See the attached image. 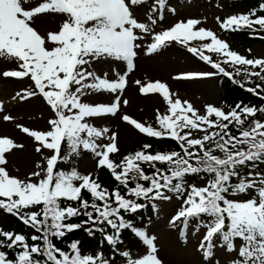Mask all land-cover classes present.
Masks as SVG:
<instances>
[{
  "label": "snow or ice",
  "instance_id": "6c2138e0",
  "mask_svg": "<svg viewBox=\"0 0 264 264\" xmlns=\"http://www.w3.org/2000/svg\"><path fill=\"white\" fill-rule=\"evenodd\" d=\"M27 2L28 0H0V57L17 63L16 70H6L0 75L4 78H30L34 90H25L23 95L17 93V96L23 100L38 93L50 107L54 118L48 121L50 129L47 132L18 127L42 146L36 148L37 152H41L43 148L51 150L53 154L47 158L46 168L37 164V169L41 171L31 173L27 181L10 176L4 167H0V209L17 216L23 224L40 234L33 235L32 243L29 244L23 234L0 230V237H3L0 239V248L14 251V258H9L6 251H0V264H108L102 253L82 256L76 242L70 245V253L65 252L56 248L51 238L59 239L78 229L79 224L66 221L84 215L87 220L83 223L107 224L112 228L113 234L105 236V239L115 246L119 242L120 231L131 227L120 215L121 211L135 213L142 209L144 204L138 203L139 200L170 199L166 192H175L179 196L187 192L181 210L170 223L175 225L182 220L183 230H186L189 223L195 220L197 230L205 228L200 250L206 259L212 255L215 247L213 240L218 235L229 251L234 250V240L238 238L243 241L239 248L241 260L234 264H264V187L257 189L258 201L255 198L234 201L226 195L230 190L233 194L245 193L257 184L251 174L235 185L231 183L233 177L239 176V167L264 162V122L253 120L248 127H243L248 117L256 115L257 109L238 104L235 109L225 113L209 105L206 106V115H199L190 103L182 104L179 99L173 101L164 83L157 81L142 85V94L158 92L163 96L168 104L169 114L161 115L157 112L160 130L145 127L128 116H124L123 120L149 137H167L176 141L181 151L156 154L138 151L125 156L116 164L110 160L109 154L118 152L117 134L112 133L107 137L110 143L98 145L95 143L96 138L105 136L109 129H97L85 122V119L115 115L120 97L116 96L110 105L85 104L81 102V97L87 95L89 90L113 94L122 92L126 87V74H118L116 80L109 81L88 71L86 66L101 58H112L126 62L131 71L137 54L135 49L140 47L136 41L143 39L135 30L140 33L150 31L147 24L134 18L131 8L147 3V0H43L38 6L26 9L24 4ZM165 7L166 0H155L148 14L152 24L156 23L152 14L159 12V19H163ZM261 8L264 10V5ZM171 11L175 13L174 8ZM44 13L63 14L66 17L59 31L49 32L46 37H42L30 24L34 17ZM253 16L255 12L231 16L222 22L221 27L225 30H239L259 26V30H264V16L252 19ZM199 23L200 21L193 19L180 21L170 29L155 34L146 54L157 52L171 41L187 46L192 40L210 39L211 43L204 45L208 52L226 57L224 63L251 66L253 69L259 67L260 71L244 69V72L249 77L264 79L261 75L264 73V60H249L230 51L227 43L219 40L211 30L196 29ZM48 43L52 47H48ZM187 50L223 75L232 78V73L212 62L202 50L194 47H188ZM240 72L241 69L237 68L236 74ZM210 75L214 73L186 74L174 78L194 79ZM136 83L141 84L140 81ZM74 86L75 91H72ZM259 87L257 85V89ZM247 90L259 94L256 89ZM127 103L125 100L124 104ZM3 119L8 121L12 118L5 115ZM230 126L235 127L236 135L229 130ZM185 129L189 131H184ZM209 129L218 130L209 132ZM192 130L204 132L205 135L193 138ZM208 142L212 146L206 147ZM64 143L67 144L69 157L78 154L81 147L92 151L99 157L97 167L107 168L119 185L127 189V195L134 199L125 198L118 189L109 193L91 174L81 175L75 169L68 173L57 171ZM21 147L23 146L15 144L10 138H0V165L6 164L5 153ZM99 148L103 150L100 151ZM150 148L151 145H144V149ZM216 151L222 153V156L214 155ZM155 162L166 164L167 169L156 167ZM141 163L148 164L154 170L151 175L144 172ZM187 176H199L201 179L207 176V184L204 187L191 184L185 188ZM32 177L39 179L33 182ZM130 179L148 181L149 184L145 187L137 182L134 187H129ZM77 181L80 182L78 185L75 183ZM258 182L264 185V178ZM82 190L90 194L91 203L83 198ZM61 200L78 201L79 206L69 204L61 207ZM38 205L42 206L40 211H25ZM100 231L103 232L104 229L101 228ZM133 231L148 246L149 253L135 262L130 260L129 264H161L155 255L154 238L142 231ZM38 241L42 243H37Z\"/></svg>",
  "mask_w": 264,
  "mask_h": 264
},
{
  "label": "rangeland",
  "instance_id": "374dc122",
  "mask_svg": "<svg viewBox=\"0 0 264 264\" xmlns=\"http://www.w3.org/2000/svg\"><path fill=\"white\" fill-rule=\"evenodd\" d=\"M227 1L166 0L163 19H159V12L152 14L153 18L156 19L155 24H152L148 19L149 10L155 0H147V3L133 6L131 11L134 18L140 23L147 24L150 31L148 33H140L139 30H135L138 35L143 36V39L136 41L140 47L135 49L137 54L133 59L131 71L128 70L126 62L112 58H101L86 66L88 71H92L109 81L116 80L118 74L120 76L126 74V87L122 92L118 91L113 94L106 91L93 92L89 90L87 95L81 97L82 103L90 105H110L114 102L116 96L120 97L119 108L115 115L88 117L85 119V122L97 129H109L105 136L96 138L95 143L98 145L102 146L110 143L107 137L112 133L117 134L118 152L109 154L110 160L119 164L125 156L135 154L137 148H133V146L137 140L141 139V136H144L136 128L125 125L121 120L122 116H128L145 127L151 126L155 130H160L157 112L159 111L161 115L169 114L168 104L163 96L158 92L142 94L140 91L142 85L157 81L164 83L169 89L170 97L173 101L179 99L182 104L183 102L190 103L199 115H206V106L209 105L228 113L227 108L220 102L221 88L216 81V76L222 73L214 69L211 64L205 63L198 55H193L187 50L188 47L202 50L204 55L211 58L212 62L220 64L226 72H229L233 65L231 62L224 63V60L227 59L226 57L204 49V45L211 43L210 39L192 40L188 42L187 46L171 41L157 52L146 54L155 34L170 29L180 21L186 22L193 19L200 21L196 29L211 30L219 40L227 43L230 51L242 56L245 52L240 48L230 46L227 35L230 30H225L221 27V24L231 16L245 15V10L241 5L228 7ZM42 2L43 0H28L24 7L30 9ZM173 8L175 13L171 11ZM65 18L63 14L44 13L34 17L30 24L42 37H46L49 32H58ZM217 18H219V21ZM47 46L52 47L50 43ZM250 53L254 57H262L264 55V44H253L250 46ZM148 64L151 67H146ZM16 69L17 63L15 61L0 57V74L6 70ZM184 72L193 74L214 73V75L179 83L174 77ZM136 81H140L141 84L137 85ZM25 90L28 92L34 90V84L30 78H3L0 75V105H2V109H0V138H10L15 144L23 146L5 153L6 164L0 165V167H4L10 176L23 181H27L30 174L34 171H41V169H37V164H40L42 168H46L47 158L53 152L43 148L41 152H37L36 148L42 146L33 137L24 133L18 125L32 131L47 132L50 129L48 121L54 118V113L38 93L23 100L20 96H17V93L23 95ZM72 91H75V86ZM125 100L128 102L127 104H124ZM5 115L10 116L12 119L5 121L3 119ZM189 115L191 114L189 113ZM211 119H215V117H211ZM217 130L209 129L208 131ZM184 131L189 130L185 129ZM181 135H183V132ZM192 135L193 138H202L205 133L192 130ZM176 146L180 149L178 143ZM66 148L67 144H62L60 154L62 159L58 162L56 170L68 173L75 169L81 175L91 174L92 178L101 185L100 174L97 170L99 157L92 151L84 150L82 147L78 154L69 157V152ZM98 150L102 151L103 149L99 148ZM117 171L119 172L120 169H117ZM108 172L110 171L108 170ZM252 178L255 177L253 176ZM38 179V177H32L33 182ZM256 180L257 184L255 187L247 189L245 193L233 194L230 200L242 202L255 198L258 201L257 189L264 187V185L259 184L258 179ZM185 181V188L192 181L197 187H204L207 184L206 178H196L189 181L185 179ZM75 183L78 185L80 182L77 181ZM178 196L179 194H175L170 199H163L158 202L157 212H159L156 214L154 222L144 229L148 237L154 238L155 255L161 261V264H234L235 261L241 260L239 248L243 241L240 239L234 240V250L229 251L217 235L213 240L215 247L212 250V255L206 259L204 253L200 250V244L206 229L200 227L197 230L195 220L189 223L186 230H183L182 220L177 221L175 225L170 223L172 218L181 210L187 192L179 196V198ZM206 219L207 217H205ZM0 227L4 231L8 230L1 217ZM70 235L65 238V241L77 237L78 231L74 230ZM136 243L138 249L133 248L126 252L127 255L122 254V259L117 264H129L130 260L135 262L149 253L148 246L142 240L140 242L136 241ZM107 261L108 264L116 263L111 259H107Z\"/></svg>",
  "mask_w": 264,
  "mask_h": 264
},
{
  "label": "trees",
  "instance_id": "16d2710c",
  "mask_svg": "<svg viewBox=\"0 0 264 264\" xmlns=\"http://www.w3.org/2000/svg\"><path fill=\"white\" fill-rule=\"evenodd\" d=\"M228 7H234L237 5H241L247 14L255 12V16L251 17L255 19L260 16H264V10H262L261 5H264V0H236V1H227L226 3ZM228 37L230 40V44L235 48H240L246 52L253 44H261L264 43V30H259V26H253L251 29L241 28L239 30H233L228 33ZM249 60H256L253 58H249ZM260 60H264V57ZM240 68V74H236V69ZM244 69L248 71H260V68L257 67L255 69L251 68V66L245 65H235L233 68V79L235 81H228L220 77L218 79L219 87L221 88L220 101L221 103L228 108L229 111H232L239 104L241 107H255L257 109V113L253 117H248L245 121L243 127H248L253 120H259L264 122V79H261L258 76H247L244 72ZM264 76V73H261ZM257 85L260 87L257 89ZM252 88L256 89L257 93L255 94L247 89ZM238 110V109H237ZM244 117L242 116V119ZM233 135H236V129L234 126H230L229 129ZM137 140L133 146V148H137L138 151H145L146 153L156 154V153H170L173 151L180 152L176 146V142L173 140H153L150 138H143ZM144 145H151L150 149H144ZM212 146L211 142H208L206 147ZM192 151V150H191ZM214 155H221L219 151L213 153ZM73 162V161H72ZM156 167L161 169H167L166 164H162L159 162H155ZM72 165V164H71ZM141 167L144 172L148 175H151L154 171L148 164L141 163ZM239 172L238 177H233L231 183L233 185L240 182L242 178H248L249 174L251 177L255 176L258 179H261L264 176V162H259L255 166L248 164L246 166H241L237 169ZM101 186L104 189H107L109 193L113 190L118 189L122 195L127 199H134V197L127 195V189L123 185H119V183L110 175V173L105 169L101 168L99 170ZM199 176H187L185 179L194 180ZM207 177V176H205ZM208 179V177H207ZM141 183L145 187L148 186V181H132L129 180V187H134L135 183ZM167 196L173 195L174 192H166ZM231 190L227 195V198L231 196ZM82 196L84 199L88 200L91 203L92 197L86 190H82ZM138 203L144 204L142 209H139L135 213L132 212H124L121 211L120 215L124 218V220L131 226L125 227L120 231L118 240L119 242L113 246L108 243L105 239V236L112 235L113 229L108 227L107 224H95L93 225L91 222L83 223L87 220V217L84 215H79L73 217L71 220L66 221V223L71 224H79L80 227L75 229L78 231V236L74 237L70 240L65 241L67 237L71 236L70 233H66V235L62 238L52 237V242L56 246V248L61 249L65 252L70 253V245L73 242H76L78 245V250L82 256H96L98 253H102L103 257L107 259H111L117 264L118 261L122 259V254H125L127 251L132 250L133 248H137V243L140 240V237L136 235L133 229L144 232V229L150 225L155 220L156 216V200H139ZM97 203H100L97 201ZM61 207H66L71 204L73 207H78L79 202H71V201H60ZM115 206V204H113ZM41 205L34 206L25 211L33 212L40 211ZM92 209H89L91 211ZM0 217L2 221L5 223V227L13 233L23 234L26 237V240L29 244L32 243L31 237L33 235H40L33 228L26 226L20 222V219L17 216L4 212L3 209H0ZM204 219V217H201ZM93 229L89 231V229ZM103 228L104 231H100ZM3 239V237H0ZM37 243H42V241H38ZM136 243V244H135ZM0 251H6L8 253L9 258H14V251L8 250L6 248H0ZM36 258V257H34ZM42 259V257H40Z\"/></svg>",
  "mask_w": 264,
  "mask_h": 264
},
{
  "label": "bare ground",
  "instance_id": "6f19581e",
  "mask_svg": "<svg viewBox=\"0 0 264 264\" xmlns=\"http://www.w3.org/2000/svg\"><path fill=\"white\" fill-rule=\"evenodd\" d=\"M146 67H151V65L150 64H148V65H146ZM180 83V82H179ZM182 83V82H181Z\"/></svg>",
  "mask_w": 264,
  "mask_h": 264
}]
</instances>
